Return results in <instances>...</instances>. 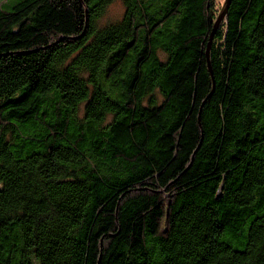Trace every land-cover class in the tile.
<instances>
[{
  "label": "trees",
  "instance_id": "16d2710c",
  "mask_svg": "<svg viewBox=\"0 0 264 264\" xmlns=\"http://www.w3.org/2000/svg\"><path fill=\"white\" fill-rule=\"evenodd\" d=\"M10 1L0 264H264V0Z\"/></svg>",
  "mask_w": 264,
  "mask_h": 264
},
{
  "label": "rangeland",
  "instance_id": "374dc122",
  "mask_svg": "<svg viewBox=\"0 0 264 264\" xmlns=\"http://www.w3.org/2000/svg\"><path fill=\"white\" fill-rule=\"evenodd\" d=\"M8 0H0V4L3 5L5 4V2ZM20 0H11L10 4H15L17 2H19ZM224 4V0H217V8L220 9L221 6ZM123 9L122 6L119 2H114L113 4H111L107 11L106 14L104 15L103 19H102V23H110L113 21H116L118 19L121 18Z\"/></svg>",
  "mask_w": 264,
  "mask_h": 264
},
{
  "label": "water",
  "instance_id": "95a60500",
  "mask_svg": "<svg viewBox=\"0 0 264 264\" xmlns=\"http://www.w3.org/2000/svg\"><path fill=\"white\" fill-rule=\"evenodd\" d=\"M230 3V0H224V4H223V8L222 10L220 11L216 21H215V24H214V28H213V32L212 34L210 35V39H209V43H208V48H209V45H210V41L212 39V36H213V33H214V30L217 28V26L220 24V22L223 20L225 14H226V10L228 8V5ZM208 48H207V51H206V56L208 55Z\"/></svg>",
  "mask_w": 264,
  "mask_h": 264
}]
</instances>
